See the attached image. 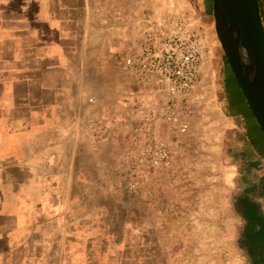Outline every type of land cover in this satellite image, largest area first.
I'll list each match as a JSON object with an SVG mask.
<instances>
[{
	"label": "crops",
	"instance_id": "1",
	"mask_svg": "<svg viewBox=\"0 0 264 264\" xmlns=\"http://www.w3.org/2000/svg\"><path fill=\"white\" fill-rule=\"evenodd\" d=\"M132 1L0 0V264H135L147 253L149 213L114 187L140 119L119 62L139 37ZM239 106L229 116L264 162L263 135Z\"/></svg>",
	"mask_w": 264,
	"mask_h": 264
},
{
	"label": "rangeland",
	"instance_id": "2",
	"mask_svg": "<svg viewBox=\"0 0 264 264\" xmlns=\"http://www.w3.org/2000/svg\"><path fill=\"white\" fill-rule=\"evenodd\" d=\"M128 5L137 14L140 29L151 26L168 36H196L204 45L188 96L173 105L171 120H156L155 132L166 145L170 166L142 174L143 166L135 163L137 152L148 148L152 154L157 148L141 144V137L139 147L127 143L123 157L128 167L114 183L141 197V219L145 213L150 216L147 253L135 264H249L246 252L237 245L245 222L234 204L247 189L259 185L264 162L254 159L249 143L240 138L242 118L229 116L243 109L231 106L233 99L225 89L228 83L238 94L215 36L212 0H133ZM143 118L141 114L139 120ZM130 135L131 128L128 140ZM135 169L139 189L129 192L127 177ZM250 198L264 213L259 190ZM128 261L123 264H134Z\"/></svg>",
	"mask_w": 264,
	"mask_h": 264
},
{
	"label": "built area",
	"instance_id": "3",
	"mask_svg": "<svg viewBox=\"0 0 264 264\" xmlns=\"http://www.w3.org/2000/svg\"><path fill=\"white\" fill-rule=\"evenodd\" d=\"M203 48V41L196 36H168L151 26L139 27L135 46L119 59L121 70L132 78L136 87L134 107L144 115L142 122L138 120L131 125L128 143L139 147L142 137L141 144H156L157 148L152 154L148 148L137 152L135 163L143 166L142 174L150 168L170 166L171 157L166 145L155 132L156 120H171L173 105L188 96L198 77ZM181 130L185 131L186 126L183 125ZM138 176L137 169L131 171L127 177V191H138Z\"/></svg>",
	"mask_w": 264,
	"mask_h": 264
},
{
	"label": "water",
	"instance_id": "4",
	"mask_svg": "<svg viewBox=\"0 0 264 264\" xmlns=\"http://www.w3.org/2000/svg\"><path fill=\"white\" fill-rule=\"evenodd\" d=\"M216 39L264 137V26L258 0H212Z\"/></svg>",
	"mask_w": 264,
	"mask_h": 264
},
{
	"label": "trees",
	"instance_id": "5",
	"mask_svg": "<svg viewBox=\"0 0 264 264\" xmlns=\"http://www.w3.org/2000/svg\"><path fill=\"white\" fill-rule=\"evenodd\" d=\"M258 6L259 14L264 25V0H258ZM224 61L228 66L225 58ZM233 80L237 86L238 94L234 95L232 99H238L237 102H239V104L242 103V105L247 108L245 109L248 115L258 128L253 115L239 90L236 80L234 78ZM258 130L261 133L259 128ZM249 166L254 167L255 164L251 163ZM257 190H259L260 195L264 197V176L260 179L259 185H253L247 189L243 196H241L234 204L236 213L239 214L245 222L237 240V245L240 249L246 252L249 257V264H264V213L261 206L250 198V194Z\"/></svg>",
	"mask_w": 264,
	"mask_h": 264
},
{
	"label": "flooded vegetation",
	"instance_id": "6",
	"mask_svg": "<svg viewBox=\"0 0 264 264\" xmlns=\"http://www.w3.org/2000/svg\"><path fill=\"white\" fill-rule=\"evenodd\" d=\"M225 89L228 93V96H230L231 98H233V96L236 94L234 88L231 87L228 83L225 84ZM231 101H232V99H231ZM231 106L239 108V102H237L235 99H233V101L231 102Z\"/></svg>",
	"mask_w": 264,
	"mask_h": 264
}]
</instances>
